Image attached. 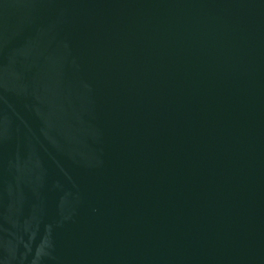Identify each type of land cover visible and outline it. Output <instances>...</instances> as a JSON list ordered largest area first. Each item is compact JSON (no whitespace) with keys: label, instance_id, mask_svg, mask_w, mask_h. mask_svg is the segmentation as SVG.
Here are the masks:
<instances>
[{"label":"water","instance_id":"95a60500","mask_svg":"<svg viewBox=\"0 0 264 264\" xmlns=\"http://www.w3.org/2000/svg\"><path fill=\"white\" fill-rule=\"evenodd\" d=\"M0 264H264V0H0Z\"/></svg>","mask_w":264,"mask_h":264}]
</instances>
